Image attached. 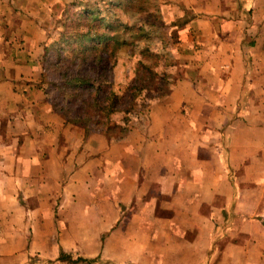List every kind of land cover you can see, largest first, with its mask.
<instances>
[{"label": "crops", "instance_id": "crops-1", "mask_svg": "<svg viewBox=\"0 0 264 264\" xmlns=\"http://www.w3.org/2000/svg\"><path fill=\"white\" fill-rule=\"evenodd\" d=\"M38 4L0 0V264H264V0H173L184 72L113 140L40 89Z\"/></svg>", "mask_w": 264, "mask_h": 264}, {"label": "rangeland", "instance_id": "rangeland-1", "mask_svg": "<svg viewBox=\"0 0 264 264\" xmlns=\"http://www.w3.org/2000/svg\"><path fill=\"white\" fill-rule=\"evenodd\" d=\"M38 2L33 6L37 16L22 11L34 22L18 28L23 31L26 26L31 30L30 44L41 47L40 89L52 105L58 106L57 111L67 123L82 127L87 137L104 135L109 140L125 137L139 114L147 111V105L168 94L184 72L181 64L187 62V56L180 32L191 13L186 10L179 15L181 10L172 6L173 0ZM89 13L96 14L88 17ZM98 18L104 19L101 24ZM89 25L93 27L91 34H108L120 41H108L107 51L100 47L88 52L85 59L78 57L74 61L75 53L80 56V44L84 42L78 40V35L88 30ZM112 51L115 54L110 56ZM102 52L108 59L106 68L94 60ZM73 73L92 79L90 83L79 80L66 84ZM83 98L89 102L82 103ZM79 106L83 109L78 110ZM110 106L114 111L109 112Z\"/></svg>", "mask_w": 264, "mask_h": 264}, {"label": "trees", "instance_id": "trees-1", "mask_svg": "<svg viewBox=\"0 0 264 264\" xmlns=\"http://www.w3.org/2000/svg\"><path fill=\"white\" fill-rule=\"evenodd\" d=\"M96 13H89V16L88 17H92L94 16ZM99 19V22L100 24L103 22L104 19ZM116 27V26H114ZM92 29L93 27L91 25H89V29L88 30H84L83 32H81L78 36V40L79 38H81L82 40H84V42H82V44H80V48H79V51H80V56H78L77 53H75V58H74V61L78 59H85L87 57V53L92 51V50H98V48L102 47V51H107V49L110 47L109 46V42L108 41H115L117 43H119V39L118 37L116 36H110L108 34H102V33H97V34H91L92 33ZM78 51V53H79ZM115 54V52H111L110 56H113ZM62 57L61 55H59L58 59L60 60ZM94 60H96L97 64H101L103 63L102 67L103 68H106V63H107V56L105 55L104 52H102V54H100L99 56L97 55L96 58H94ZM65 76H67V74L65 73L64 74ZM91 77L89 75H78V74H74L70 77H67V80H66V84L68 85H71L72 83H77V81H82L83 83H90L89 81H91ZM82 85V84H81ZM88 103L89 101L86 99V98H83L82 99V103ZM114 103H112V105H114ZM54 108L56 110H58V106L56 104H53ZM111 105V106H112ZM110 106V107H111ZM109 107V108H110ZM83 109L82 106H79L78 107V110H81ZM111 109L112 107L110 108L109 112H111ZM114 111V109H112ZM59 259L63 260V261H67L69 263H73V264H76V263H79L82 258H76L74 259L72 257V255L70 254H65V253H61Z\"/></svg>", "mask_w": 264, "mask_h": 264}]
</instances>
